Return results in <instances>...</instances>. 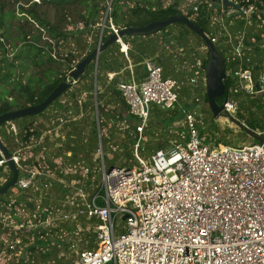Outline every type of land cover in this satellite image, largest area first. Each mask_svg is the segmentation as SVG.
Listing matches in <instances>:
<instances>
[{"label":"trees","instance_id":"1","mask_svg":"<svg viewBox=\"0 0 264 264\" xmlns=\"http://www.w3.org/2000/svg\"><path fill=\"white\" fill-rule=\"evenodd\" d=\"M231 1L238 3L242 10H246L249 6L252 9L249 13L240 15L232 7L223 5V0H195L187 5L184 12L179 9L177 3L163 5L160 0H39L38 3L33 0H0V114L40 103L63 80L67 72L96 46L98 40L102 43L107 39L112 33L109 22L119 30L127 25L138 27L153 20L183 13L200 26L208 38L218 35L213 45L224 58L226 76L223 81L224 93L215 98L216 102L222 103L225 96H229L236 105L234 113L235 119L238 120L236 123H244L254 131H263L264 105L261 96L249 95L238 89L233 72L239 68L249 69L255 88L258 74L264 69V0ZM8 4L13 5L16 10H9ZM40 5L53 6L56 19L49 21L41 16L38 12ZM194 6H197V9L194 10ZM68 7L74 9L77 21L81 24L73 30L62 27V21L68 20L67 15L62 16V12L67 11ZM15 12L19 13L25 22L34 21L38 32L36 35H30V28L22 25L18 29L19 43L7 48L3 40L7 39V34H11L9 19L15 16ZM91 28L97 29L89 41L86 34ZM42 31L46 33L44 41H40ZM226 32L232 35L233 42L236 41L235 36L242 34L241 57L234 58L228 51L229 43L224 44ZM121 41L127 46L126 53L120 50L118 42H111L98 53L96 65L90 61L83 72L74 79L73 85L68 86L39 113L15 117L0 124V141L7 151L14 155L18 154L17 149L24 150L23 154L19 155L23 167L47 164L50 171H56V177L67 176V167L80 161L87 164L92 160L98 139L101 142L103 156L105 153H111V157L104 156L106 168L111 167L115 162L131 166L135 163L133 145L136 142H138L139 154L147 158L155 150L167 148L169 139L180 142L186 139L184 131L173 133L171 127L176 122V116H183L193 104L186 105L183 110L176 105L172 109L161 110L153 104L149 108L147 122L140 132L144 139L137 141L139 133L136 130L135 117L129 113L114 81L126 80L130 77L128 60L133 65L132 77L137 81L143 79L146 75L143 62L145 59H150L161 67L163 77H171L178 83L189 84L191 78L197 77V85L183 87V93H186V88L201 90L203 109H209L204 81L201 79L204 76V64L207 60L204 41L182 22L171 23L153 34L123 35ZM72 44L75 45L74 48L71 47ZM29 66L35 67L37 73L21 78V74ZM107 72H115V75L107 79ZM121 76L124 78L119 79ZM63 94H67L71 99L69 105L61 103L60 97ZM192 101L195 102V99ZM50 111L54 113L50 114ZM41 115L61 118L62 122L58 119L53 122L55 126L61 125L58 128L60 134L51 143L40 139L38 144L29 148L27 146L41 138L43 126L38 121ZM10 123L16 125V133L11 131ZM123 123L126 126L123 127ZM196 127L199 135L204 136L205 142L213 139L216 143L218 141L226 144L224 135L222 137L224 140L212 136L214 135L212 128L208 131L202 124ZM243 132L253 143L256 142L244 129ZM207 134L208 136H205ZM55 141L57 144L53 146ZM47 148L50 151L46 156ZM37 155L40 156L41 161L34 158ZM59 158L61 165L57 167L56 160ZM0 160H3L1 155ZM16 169L19 173V167L16 166ZM10 175L9 166L2 161L0 177L3 176L4 181L0 182V187ZM72 176L68 175L67 178ZM44 182L48 181L43 179ZM51 184L54 190L63 185L57 180L52 181ZM83 186L87 191L89 186H93L89 192L103 193L99 187L97 168L88 173ZM44 193L38 203H35L34 199L26 200L24 195L13 196L10 188L0 194V212L4 215V219H0V249L3 247V235L6 237L8 234L9 238L15 237L9 222L11 219L20 222L19 213L27 215L24 223L27 220L36 223L39 215L50 213L58 207L56 204H51L48 191ZM33 195H38L37 189ZM61 199L65 200V196L63 195ZM97 203L102 204V199L98 198ZM78 220L84 225L83 219ZM65 223L67 222L62 225ZM71 227L64 228L68 234L75 235L76 228L71 230ZM46 230L40 227L37 230L32 229L27 233L26 238L22 234L21 244L27 245L21 248H25L26 255L5 259V264H68L74 254L71 252V256L64 258L60 263L54 253L56 246L43 243L46 238L43 234L45 235ZM19 231L24 233L21 229ZM86 235L90 241L91 230Z\"/></svg>","mask_w":264,"mask_h":264},{"label":"built area","instance_id":"2","mask_svg":"<svg viewBox=\"0 0 264 264\" xmlns=\"http://www.w3.org/2000/svg\"><path fill=\"white\" fill-rule=\"evenodd\" d=\"M251 9L249 6L243 10L244 14ZM109 27L117 32L111 22ZM217 37L209 39L214 43ZM235 39L233 42L232 35L226 32L224 44L229 43L228 51L239 58L242 34ZM118 43L126 53L127 46L123 49L121 39ZM143 63L146 68L143 79L137 81L131 75L116 82L129 113L135 117L137 141L144 139L140 132L148 119L149 104L162 110L174 108L179 88L175 79L162 76L155 61L145 59ZM114 74L106 73L108 79ZM233 76L238 89L249 95L259 94L264 105V69L258 74L255 88L249 69L239 68ZM196 78L188 83L194 86ZM204 78L201 77L203 81ZM222 104V113L229 116L235 113V102L229 96H225ZM199 113L196 105L184 112L181 119L186 130L184 141L174 140L147 158L139 154L136 142L135 163L131 166L113 164L107 169L98 143L95 159L103 193L89 192L83 186L91 172L89 164L70 166L74 191L66 194L63 202L70 203L75 197L73 207L47 213L46 219L39 223L30 220L24 223L27 215L21 213L20 222L11 219L9 227L15 237L6 235L7 241H3L0 249V264H5L1 253L19 246L22 234L28 237L30 230L41 225L40 228L56 227L80 218L84 225L76 224V234L79 230H91L94 246H88V238L83 243L72 242L69 250L74 257L68 264H264V146L258 142L240 147L205 142L196 127ZM10 129L15 133L13 124ZM257 132L264 134V130ZM11 158L20 169L15 187L26 193L28 201L40 200V190L37 196L33 195L36 184L47 192L52 181L63 183L47 164L23 167L17 154ZM60 165L61 162L56 166ZM50 172L54 173L52 178ZM43 179L48 182L43 183ZM3 181L2 176L0 182ZM98 198L102 204L97 203ZM116 217L120 219L117 229Z\"/></svg>","mask_w":264,"mask_h":264},{"label":"rangeland","instance_id":"3","mask_svg":"<svg viewBox=\"0 0 264 264\" xmlns=\"http://www.w3.org/2000/svg\"><path fill=\"white\" fill-rule=\"evenodd\" d=\"M160 1H161V3H163V5H166L168 3H177L179 9H181L184 12L187 5L191 4L195 0H160ZM8 9L14 10V11L16 10L15 7L11 4H8ZM38 12L40 13L41 16L46 17V19H48L49 21H52L53 19H56V17H57V15L55 14L56 13L55 9L51 5H40L38 7ZM62 14H61L62 16L67 15V19L70 21V22H68V20L62 21V24H63L62 27H64L67 30H73L76 27H80L81 24L77 21V17H76V13L74 12V9L68 7L67 11L65 10L64 13L62 12ZM9 21H10V26H11V34H9V35L7 34V39L5 38L3 40V42L7 48H10L13 44L19 43L18 38L20 37V32L18 31V29L22 25H24L26 28H28V27L30 28V30H29L30 35H36L38 32L37 24L34 21L25 22V20L23 18H21L19 13H16L15 16H12L9 19ZM100 27L102 28V24L100 25ZM96 29L97 28H91L90 32H88L86 34L87 39L89 41L91 40ZM45 37H46V33L44 31H42L40 41H44ZM71 47L74 48L75 45L72 44ZM0 57H1V54H0ZM17 71L18 70L16 69L15 72H17ZM34 73H37V72H35V67L29 66L26 70L23 71V73L21 74V78L24 79L28 75H31V74L33 75ZM123 78L124 77L121 76L119 79H123ZM197 83H198V79L196 78V82H195L194 86L197 85ZM71 85H73V83L69 84V87ZM188 85H190V84L179 83V88L177 89L176 106L177 107L179 106V109L183 110L186 107V105H192L193 104V107H195V105H196L200 109L199 116H197V118H196V125L202 124V126L204 128H207L208 131H211V128H212L213 132H214L213 133L214 135H212V136L217 138V139H223L222 137L224 135L225 140H226V144L231 145V146L240 147L242 145H247V144L253 143L252 140L247 135H245V133L243 132V129L236 123V121H238V120L235 119L234 113L231 116H229V115H225L224 113L221 112L220 115H218L217 117H214L213 115H211V113H210L211 111H209V109H207V108L203 109V92L201 90L196 91L192 88L191 89L186 88V93H183V87H186ZM195 98H198V100H195V102H193L192 100ZM69 100H71V99L69 98V96L67 94H63L60 97L61 103H65V105L70 104ZM77 103H79L78 99H77ZM151 106H153V104H149V108ZM201 109H202V111H201ZM166 110H168V109H166ZM54 112H55V110H54ZM54 112L50 111V114H53ZM46 115L47 114H45V116ZM181 116L182 115L176 116V122L173 123L174 126L171 127V131L173 133H176V131H179L181 133L184 131L186 133V130L183 127V123L181 121V119H182ZM57 119H58V121H60L58 116H56L55 118H53V116H47V117H42V115L39 116L38 121L43 126V131H42L41 136H40L41 138L37 139L36 141H33L32 144L30 146H27V147H29V148L34 147V145H36L40 142V139H44V141L45 140L50 141V143L53 142L52 140L60 134L58 128L61 125L60 124H57L56 126L53 125V122ZM10 125H11V123H10ZM13 125L15 127V133H16L17 127L15 124H13ZM205 136H208V134ZM142 137H144V136L142 135ZM172 141H174V140L169 139L168 143L170 144V142H172ZM209 142L210 143H216L213 141V139H210ZM222 143H224V142H222ZM56 144L57 143L55 141L53 146H55ZM49 151H50V149L47 148L46 156L49 155L48 154ZM23 152H24V150H21L20 148L17 149V153H18L17 155L18 156L20 154H23ZM94 156L95 155L93 152L92 160L87 163V165L88 164L90 165L91 168L90 167L89 168L91 171H93V169L97 168L96 161H98V159L97 158L95 159ZM104 156L106 158L111 157V153H105ZM19 158L21 159V156H19ZM34 158L38 161H41L39 155L35 156ZM59 162H60V158L56 160V163H59ZM80 163H82V161L78 162V164L76 166H78ZM40 164H42V163H40ZM114 164H119V163L115 162ZM70 168L71 167L66 168L67 176L70 175V173L68 172V170ZM55 173H56V171H55ZM53 176H54V173H51V178ZM67 176H65V175H64V177L60 176L61 177L60 179L63 181L62 187H60L57 190H54L51 187L48 190V194H49V197L51 199V204H56V206H58L53 211L70 210L76 202V201H74L75 197L73 198V200L70 203H66V204H64V202L61 199V197H63V195L66 196V194H71L74 191V183L71 182V180H70L71 178H67ZM66 182H67V184H69V186H67L65 184ZM36 185H37L38 193L40 190V194L41 193H42V195L45 194L43 192V189L41 190L42 187L39 184H36ZM91 187H93V186L88 187L89 188L88 191H90ZM10 189L13 192V194H12L13 196H16V197H23L22 195L26 196L25 192H23L21 190L20 191L16 190L17 188L15 187V184L13 186H11ZM62 190H64V191H62ZM47 216H48L47 213L45 215H39L36 223H39V221H41V220L44 221ZM1 218L4 219V215H2V213L0 212V219ZM65 222H67V223H65L66 225L65 224L62 225V223H64V222H62V223H59L56 227L50 226V227H44L43 228L44 230L47 229L45 231L46 232L45 235L43 234V236H46V238H44L43 243H46L47 245H50L52 247L56 246V250L54 248V253L56 254V257H58V261L60 263L64 258L66 259V258H69V256H71L72 253H71V250H69V248H70V244L72 242L83 243V239L87 238V235H86L87 232H85V231L79 230L78 234H75L76 236H73V234H68L64 228L65 226H68V227L72 226L71 230H73L74 228H76V224L81 225L79 220H76L75 222L74 221L73 222L65 221ZM119 222H120V219L118 217H116L115 222H114L116 229H117V224ZM40 227H43V225H41ZM35 229L37 230V228H35ZM49 229H50V231H49ZM54 229H56V230H54ZM23 236H24V234H23ZM3 237L4 238L2 240L5 241L6 240L5 235H3ZM76 239H81V240H76ZM26 245H27L26 243L24 245L20 244V246L16 245L13 248V250L7 249V250H5V252H2L1 257H2L3 261L5 259L6 260L7 259L8 260L14 259V258L19 257V256L24 255V254L26 255L27 251L25 250V248H23V249L21 248L22 246H26ZM55 260H57V259H55Z\"/></svg>","mask_w":264,"mask_h":264},{"label":"water","instance_id":"4","mask_svg":"<svg viewBox=\"0 0 264 264\" xmlns=\"http://www.w3.org/2000/svg\"><path fill=\"white\" fill-rule=\"evenodd\" d=\"M223 5L232 7L237 14L240 15L244 14V11L240 8L238 3L236 2H233L231 0H223ZM174 22H182L183 24H185L189 29L196 32L205 43V50L207 52V60L204 64L205 92H206L209 109L212 115L214 117H217L218 115H220L223 109V104L216 102L215 98L221 96L224 93L223 81L226 76L224 58L222 57L221 54H219L216 51L212 41L203 32V29L200 26H198L196 23L191 21L183 13H178L175 15H170L165 19L150 21L147 24L138 27H132L130 25H127L117 30L116 33L112 32L111 34H109V36L104 42L102 43L97 42L96 46L87 55H85L84 58H82L78 63H76V65L73 68H71L67 72L63 80H61L40 103L28 105L26 107L13 109L1 113L0 124L8 120H11L15 117L27 116L30 114L39 113L41 110H43L46 107L48 103H50L52 100L57 98L69 86V84L74 82V79L83 72L85 66L90 61H93L94 65H96L98 53L102 51L106 46H108L111 42L114 41L118 42V39H121L123 35H127V34L129 35L153 34ZM143 69L144 71H146L145 65H143ZM237 124L242 129H244L252 139H254L256 142L260 144H263L264 146L263 133H258L257 131L251 130L245 124H242L240 122H237ZM0 155L3 158V160L7 163L11 171L10 177L0 187V194H1L4 193L12 185H14L17 176V169L11 158V154L7 151V149L2 144L1 141H0ZM109 168L110 167H107V169ZM124 217L125 215L122 218Z\"/></svg>","mask_w":264,"mask_h":264},{"label":"crops","instance_id":"5","mask_svg":"<svg viewBox=\"0 0 264 264\" xmlns=\"http://www.w3.org/2000/svg\"><path fill=\"white\" fill-rule=\"evenodd\" d=\"M124 44V43H123ZM125 45V44H124ZM121 46V45H120ZM121 50V49H120ZM128 65H127V68H128V70H129V73H130V76L132 75V67H133V65L130 63V60H128ZM115 73V72H114ZM115 75V74H114ZM113 75V76H114ZM112 76V77H113ZM107 79H108V77H107ZM129 79V78H128ZM94 82H95V80H94ZM115 82V84H116V82H117V80H115L114 81ZM196 99V98H195ZM123 124H125V123H123ZM123 126V125H122ZM124 127V126H123ZM98 143H100L101 144V142H100V139H98ZM98 146V145H97ZM88 246L90 247V246H94V242L92 241V240H90L89 242H88Z\"/></svg>","mask_w":264,"mask_h":264},{"label":"bare ground","instance_id":"6","mask_svg":"<svg viewBox=\"0 0 264 264\" xmlns=\"http://www.w3.org/2000/svg\"><path fill=\"white\" fill-rule=\"evenodd\" d=\"M122 47H123V49L125 48V45L124 44H122Z\"/></svg>","mask_w":264,"mask_h":264}]
</instances>
